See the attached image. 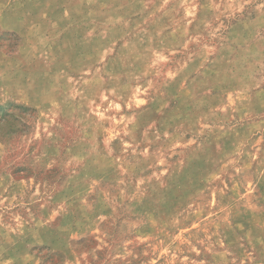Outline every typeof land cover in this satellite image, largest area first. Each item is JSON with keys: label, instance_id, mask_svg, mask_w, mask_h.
Here are the masks:
<instances>
[{"label": "rangeland", "instance_id": "rangeland-1", "mask_svg": "<svg viewBox=\"0 0 264 264\" xmlns=\"http://www.w3.org/2000/svg\"><path fill=\"white\" fill-rule=\"evenodd\" d=\"M3 9L0 264H264V0Z\"/></svg>", "mask_w": 264, "mask_h": 264}, {"label": "crops", "instance_id": "crops-1", "mask_svg": "<svg viewBox=\"0 0 264 264\" xmlns=\"http://www.w3.org/2000/svg\"><path fill=\"white\" fill-rule=\"evenodd\" d=\"M4 9L1 11L0 10V17L2 15V13H4ZM22 22H25L24 20H20L18 19L15 23L13 24H9V25H6L5 23H3V19H0V29L3 30V31H11V32H15V33H18V34H23V38L21 40V43H19L20 45L18 46L17 50L14 52V51H10V52H7V51H3L1 48H0V81L2 80L1 79V75L2 73H5V72H11L13 73L14 72V68L17 69L18 71H21L20 70V67L19 66H14V64L16 63V59H19L21 60V62H27L29 60V54L30 51L28 50V46L26 44V39H25V36H26V33L25 31H23V27H22ZM39 22H46L45 19H40ZM40 23V24H41ZM31 58V57H30ZM9 63H11V66H9ZM24 73V71H22ZM24 91L26 92L27 91V95H26V98H24ZM30 89H28V87L26 88H21V87H17V86H14L12 89H11V94L14 96L15 99H19L20 101L24 102V103H33L32 99L29 98V95H30ZM7 89L4 87V86H0V100L3 99L5 96H6V93H7ZM22 95V96H21Z\"/></svg>", "mask_w": 264, "mask_h": 264}, {"label": "trees", "instance_id": "trees-1", "mask_svg": "<svg viewBox=\"0 0 264 264\" xmlns=\"http://www.w3.org/2000/svg\"><path fill=\"white\" fill-rule=\"evenodd\" d=\"M77 251V250H76Z\"/></svg>", "mask_w": 264, "mask_h": 264}]
</instances>
